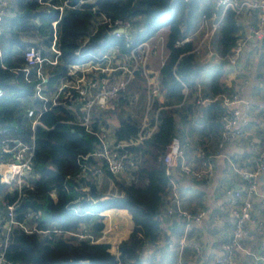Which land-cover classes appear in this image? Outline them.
I'll use <instances>...</instances> for the list:
<instances>
[{"label": "trees", "instance_id": "1", "mask_svg": "<svg viewBox=\"0 0 264 264\" xmlns=\"http://www.w3.org/2000/svg\"><path fill=\"white\" fill-rule=\"evenodd\" d=\"M61 1L51 0V3L58 4ZM68 2L70 6H66L59 16L56 8L40 4L38 0H12L11 10L3 22L0 37V89L3 92L0 95V138L12 134L29 141L33 132L34 167L39 173L33 186L24 189L16 209V218L22 221L23 213L32 209L39 212L36 224L40 230L51 227L64 231L82 229L98 236L104 226L101 211L125 208L130 213L132 228L128 237L118 243L116 253L109 250L108 243L74 241L61 237L49 239L42 234H26L14 228L9 235L5 264H145L147 247L159 240L163 195L169 182L162 156L171 137L175 135L176 115L181 113L187 116L191 111L190 107L185 110L182 108L186 100L183 87L194 84L196 89L194 76L198 77L205 66L191 51L192 42H176L193 26L199 11H209L212 0ZM98 16L106 17L109 22H136L138 26L131 31L129 40L131 45L148 38L158 28H168L169 52L158 69L159 89L163 98L156 96L149 110L151 121L155 120L157 112L156 128L148 138L127 148L137 160V167L129 179L107 173L104 184L108 181L115 187V192L110 194L103 193L100 188L102 185L91 172L87 178L73 179L79 170V157L94 148L95 136L81 125L66 122L74 115L65 105H57L43 112L40 120L46 127L36 125L33 130L26 116V108L33 103L30 98L32 83L24 80L21 71L13 70L22 65V54L26 47L34 45L44 49L50 44L52 22L55 20L56 44L61 53L59 64L50 70L51 84L58 82L69 63L86 61L114 46L124 50L127 39L123 35H114L108 21L92 25ZM238 31L236 14L228 9L214 39L220 61L212 70L206 91L202 90L203 95L216 94L225 89L221 84V76L231 45L238 37L242 38ZM145 89L146 79L137 72L124 97L119 99V104L126 102L137 91L143 94ZM204 106H207L209 129L216 128L217 137L220 127L218 119L225 107L220 102ZM117 114L114 136L116 139L133 138L138 130L137 119L121 112ZM105 116L101 113L94 117L92 126L99 130L108 126ZM89 160L97 162L92 157ZM52 188L56 191L55 199L48 194ZM12 199L7 184L0 182V210L4 208L3 201L10 202ZM85 210L92 213H79Z\"/></svg>", "mask_w": 264, "mask_h": 264}, {"label": "built area", "instance_id": "2", "mask_svg": "<svg viewBox=\"0 0 264 264\" xmlns=\"http://www.w3.org/2000/svg\"><path fill=\"white\" fill-rule=\"evenodd\" d=\"M40 4L52 6L62 14L66 6H70L68 0H62L58 4H52L51 0H38ZM251 7L254 11V19L247 27V33L257 39H264V0H212L208 12L199 11L194 19L193 26L176 42H192V50L196 55L207 48L201 56L208 59L217 54L212 46L214 39L223 23L225 13L232 9L237 17L244 7ZM12 7V0H0V37L3 32V22ZM99 22L108 21L104 16H98ZM98 20V18L96 19ZM52 22L53 35L50 44L46 48L30 45L23 50L22 65L14 67V71H21L26 82L32 83L30 98L33 101L31 106L26 108V116L31 121V128L36 125L46 127L40 120L43 112L52 109L57 105H65L74 115V118L67 119L70 124H78L95 136L94 148L87 154L79 157V170L74 175V180L88 177L89 172L93 174L100 184H104L107 173L116 177L129 179L133 170L137 167L136 156L127 148L148 138L156 128L155 120L149 118V110L156 96L160 97L158 70L152 72L151 61L154 58L159 60V67L164 63L169 49L167 47L168 28H158L151 36L131 45V23L129 21L115 20L109 22L112 32L116 36H124L127 39L124 50L114 46L106 49L101 54L94 55L86 61L74 62L66 65V70L56 84L50 83V70L59 64L60 49L57 47V34L55 24ZM239 23V22H238ZM123 27L122 30L119 28ZM243 39L238 37L231 45L226 56L229 64H235L243 48ZM1 54V47H0ZM4 66V65H3ZM140 72L146 79L145 110L141 121H138V130L133 138L116 139L113 130L108 126L95 129L92 126L93 118L101 114L109 102L114 106L123 98L128 85ZM197 88L194 102L197 105H205L212 102H220L224 111L220 113V127L217 131L215 148L205 146L197 147L198 164L190 163L184 154L183 145L175 134L167 144L162 160L165 165V174L168 177V186L163 195L161 208L160 229L162 219L180 218L183 223V233L175 240L166 239L164 245L168 249L183 251L185 247L191 248L196 256L202 255L201 248L195 241H190L187 234L193 224H200L206 214L205 209L192 211L182 205L181 196L174 182V174L179 173L188 181L205 180L213 173L212 159L215 156L223 155L222 148L228 141H236L245 135L249 126L251 105L246 102L241 110L237 104L243 102L240 91L237 89H223L216 94L202 93V87L196 81ZM185 88L186 85H184ZM0 89V95H2ZM136 93V92H135ZM130 98V97H129ZM129 98L126 100L130 104ZM182 103V101L180 102ZM160 108V107H159ZM157 108V110L159 109ZM264 115V104L260 106ZM130 115L131 114H126ZM103 116V113H102ZM106 121V120H105ZM107 123V122H106ZM2 130H0V133ZM262 145L253 159L250 168L239 167L236 162L226 156L230 168L237 173L242 180L241 186H225L226 204L233 217L232 227L226 232V238L221 244L223 254L213 258L211 264H234L233 250L240 247L239 240L245 234L249 224L256 220L252 214L253 198L258 193V178L264 172V128L261 132ZM92 157L96 163L89 160ZM35 142L33 132L30 140L25 141L20 137L8 134L0 138V182L7 184L12 201H3L4 208L0 210V264H5V252L8 246V239L12 229L18 228L26 234L38 233L49 239L61 237L74 241L88 240L90 243H109V236L119 229L118 221L112 218V212L101 211L102 223L104 224L98 236L82 229L62 230L51 227L40 230L36 224L39 212L27 209L23 213L24 219L17 220L16 209L19 207L20 198L25 188H30L38 178V171L34 167ZM49 196L56 198L55 189L48 191ZM91 212L90 210L79 211L80 214ZM32 218L34 221L32 222ZM159 241V240H158ZM111 248V245H110ZM110 250V249H109ZM264 263V258L261 259ZM202 264H209L203 262Z\"/></svg>", "mask_w": 264, "mask_h": 264}, {"label": "crops", "instance_id": "3", "mask_svg": "<svg viewBox=\"0 0 264 264\" xmlns=\"http://www.w3.org/2000/svg\"><path fill=\"white\" fill-rule=\"evenodd\" d=\"M254 16L253 9L248 6L240 13L238 32L244 41L243 48L233 66L227 62L221 76V84L225 89L240 91L243 102H239L237 106L241 110L244 109L246 102L251 105L249 126L245 135L236 141L226 142L222 148L223 155L213 157V173L209 178L188 181L179 173L174 174V182L181 196L182 205L192 211L206 210L202 222L193 224L187 234L188 240L199 244L202 255L196 256L189 247H185L183 251L176 248L168 249L164 241L168 238L175 240L184 229L180 218H163L159 241L147 247L144 255L145 264H202L203 262L211 264L213 258L223 254L221 244L233 222L226 204L224 187L236 188L241 186L242 182L237 173L230 168L226 156L232 158L239 167L250 168L262 145L264 115L260 111V106L264 104V39H257L247 33V27ZM212 46L215 49L214 42ZM206 48L205 45L202 52L196 55L197 60L205 66L198 77L194 76L203 91H206L208 78L220 61L217 54L208 59L201 58ZM149 67L152 72L158 70L159 60L153 59ZM183 93L186 100L182 108L185 110L190 107L191 111L187 116L181 113L176 115L174 132L183 145L186 159L197 165L199 159L197 147L215 148L216 128L209 129L207 106L194 103L196 94L194 84L188 85L187 88L183 87ZM135 94L138 95L140 104L144 105L147 100L146 91L143 94L137 91ZM258 185V193L253 198L252 207L256 222L248 225L245 234L239 240L240 247L234 248V264H264L261 262L264 258V172L258 178ZM107 211L112 212V218L118 221L119 228L121 224L128 226L125 231L118 229L109 236L110 251L116 253L118 243L127 238L131 231L132 220L125 208H109Z\"/></svg>", "mask_w": 264, "mask_h": 264}, {"label": "rangeland", "instance_id": "4", "mask_svg": "<svg viewBox=\"0 0 264 264\" xmlns=\"http://www.w3.org/2000/svg\"><path fill=\"white\" fill-rule=\"evenodd\" d=\"M87 1H93V0H87ZM97 18H98V20H96V21L93 20V23H92L93 26H94V24L99 22V17H97ZM137 26H138V24L136 22L131 23V28H137ZM129 101H130V104H127L126 102L119 104V102H118V105H115V106H114V104H112V102H109L108 106L103 109L102 113L104 114V116H105V113H107L105 116V120H106L108 128L110 130H113L114 126L117 124V121H118V114L117 113L118 112H121L124 115L131 114L132 116L136 117L138 119V121H141L142 116L144 114V110H145L144 109L145 104L144 105L140 104L139 97L136 94L132 95L129 98ZM139 106H141V107H139ZM101 185L102 186H100V188L102 189L103 193L110 194V193L115 192V187L113 186L112 183L108 184V181H106V184H101ZM127 227L128 226L121 224V227L119 228V230L124 229V231H125Z\"/></svg>", "mask_w": 264, "mask_h": 264}, {"label": "water", "instance_id": "5", "mask_svg": "<svg viewBox=\"0 0 264 264\" xmlns=\"http://www.w3.org/2000/svg\"><path fill=\"white\" fill-rule=\"evenodd\" d=\"M122 28H123V27H120L119 29L122 30ZM232 66H233V64H232Z\"/></svg>", "mask_w": 264, "mask_h": 264}]
</instances>
